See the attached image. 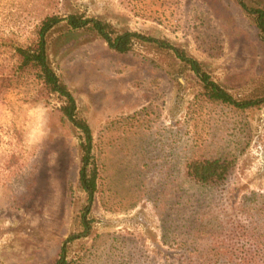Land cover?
Listing matches in <instances>:
<instances>
[{
  "label": "rangeland",
  "instance_id": "374dc122",
  "mask_svg": "<svg viewBox=\"0 0 264 264\" xmlns=\"http://www.w3.org/2000/svg\"><path fill=\"white\" fill-rule=\"evenodd\" d=\"M72 9L181 47L236 98L264 90V53L236 0H0V264H53L83 230L86 206L91 235L68 245L72 264H243L212 258L216 230H246L258 243L232 238L228 250H258L264 264V106L209 102L171 53L136 45L119 55L93 40L51 56L93 134L99 192L87 203L79 134L50 116L57 98L34 73L3 80L18 65L14 48L36 41L43 18ZM41 127L42 141L30 143ZM221 157L232 163L225 182L184 177L187 160Z\"/></svg>",
  "mask_w": 264,
  "mask_h": 264
},
{
  "label": "trees",
  "instance_id": "16d2710c",
  "mask_svg": "<svg viewBox=\"0 0 264 264\" xmlns=\"http://www.w3.org/2000/svg\"><path fill=\"white\" fill-rule=\"evenodd\" d=\"M238 1L241 11L246 14L249 26L255 32L256 42L259 49L264 53V5L248 7L244 0ZM99 40L106 44L109 50L119 55H126L135 52V46L149 48L156 53L168 52L182 65L183 70L194 73L200 82L199 96L212 103L229 106L236 110H246L264 106V90L254 98H236L230 89L215 82L210 74L204 70V65L189 55L181 47L167 41L160 40L148 35L139 34L129 30L127 27L118 28L106 21L102 17H87L76 9L67 11L65 17L49 15L43 18L38 30L36 41L27 47H15L18 65L11 76L4 78L10 81L11 78L21 77L27 73H34L36 79L42 84L41 92L46 96L53 95L59 102V107L50 112V116H55L58 122L71 133L78 136L79 151V172L78 187L85 193L87 203L94 200V196L99 192V166L97 158L93 154V134L91 128L77 110L76 101L67 84L56 73L51 56L58 54L59 50L66 48L67 52H72L83 44ZM149 46V47H148ZM10 77V78H9ZM232 163L227 157L190 159L184 164V177L201 187H212L225 182L230 175ZM88 207L81 216L80 225L83 230L80 234H70L60 248L58 257L53 264H72L67 260L66 252L68 245L80 237L91 235V223L87 219ZM242 228V227H240ZM260 237L264 238V225L259 228ZM241 236H230L223 234L224 230H216L208 235L206 248L212 253V258H238L243 264H259L256 257L258 250L245 249L243 247L231 246L233 252L228 250L229 243L237 239V242L245 239H253L258 243L257 238H252L246 230H240ZM228 243V244H226ZM227 245V249L224 245ZM224 248V249H223ZM264 248V244H263ZM264 251V249H263Z\"/></svg>",
  "mask_w": 264,
  "mask_h": 264
},
{
  "label": "clouds",
  "instance_id": "9594fccd",
  "mask_svg": "<svg viewBox=\"0 0 264 264\" xmlns=\"http://www.w3.org/2000/svg\"><path fill=\"white\" fill-rule=\"evenodd\" d=\"M44 135H45V132H44L43 127H41V129H40L39 139H33V138H32V135H31V132H30V133H29V142H30V143L38 144V143H40V142L42 141Z\"/></svg>",
  "mask_w": 264,
  "mask_h": 264
}]
</instances>
